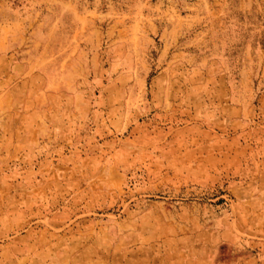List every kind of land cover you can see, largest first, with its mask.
<instances>
[{"label": "rangeland", "instance_id": "obj_1", "mask_svg": "<svg viewBox=\"0 0 264 264\" xmlns=\"http://www.w3.org/2000/svg\"><path fill=\"white\" fill-rule=\"evenodd\" d=\"M0 264H264V0H0Z\"/></svg>", "mask_w": 264, "mask_h": 264}]
</instances>
